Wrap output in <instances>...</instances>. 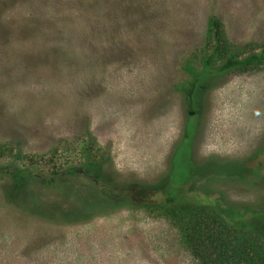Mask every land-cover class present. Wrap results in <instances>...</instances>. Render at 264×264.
<instances>
[{
	"label": "rangeland",
	"instance_id": "374dc122",
	"mask_svg": "<svg viewBox=\"0 0 264 264\" xmlns=\"http://www.w3.org/2000/svg\"><path fill=\"white\" fill-rule=\"evenodd\" d=\"M211 14L241 52L264 47V0H0V264H197L144 189L164 174L204 204L264 206V65L208 79ZM191 73L205 79L190 116ZM183 143L191 156L172 154ZM95 156L105 193L130 205L52 176ZM224 167L235 178L215 184ZM67 205L73 221L49 216Z\"/></svg>",
	"mask_w": 264,
	"mask_h": 264
},
{
	"label": "trees",
	"instance_id": "16d2710c",
	"mask_svg": "<svg viewBox=\"0 0 264 264\" xmlns=\"http://www.w3.org/2000/svg\"><path fill=\"white\" fill-rule=\"evenodd\" d=\"M205 47V52L199 57V63L203 68L209 70L207 78L210 80L231 72L242 74L256 65H264V47L258 53L254 51L241 52L238 46L229 41L222 21L214 14L209 15L207 18ZM191 74L192 82L187 89V106L190 116L195 111L194 100L198 86L202 82L201 80L205 79L204 74ZM185 135L188 136V133H185ZM86 151L89 155L90 150L87 149ZM180 151L186 153L187 156H191L187 143L181 144L172 154ZM10 155L11 150L6 145L0 144V161L10 157ZM95 158L93 160L86 159L78 166L79 168L71 167L58 173L53 172L52 176L59 177L63 174H69L87 183L85 184L89 188L87 190L99 188L102 192L101 204L103 206L116 208L125 202L124 206L130 205L128 202L129 196L117 198L118 202L115 205V199H110V196L105 193L103 190L104 184L109 187L110 185L104 178L106 174L102 169V161L97 160V156ZM225 165L233 166L229 163H225ZM225 171L227 170L224 167L219 172L214 173L213 181L215 184L220 180L235 178L234 175H227ZM212 172L214 170L211 168L193 170V180H189V184L194 192L200 194L196 182L202 181L206 185V176H210ZM12 176H10V180L15 182L17 191L22 185H25V182H28V190L30 191L33 183L29 181L32 178L27 177V179H23L24 183H21L22 180L19 176ZM163 176L153 184H148L144 189L152 193H159L163 197V201L157 203L154 207L176 229L181 245L197 264H264V206L260 207L261 210L255 209L252 212L244 210V212H240L228 205L227 202H223L221 197L216 198L219 205L204 204L203 201L184 196L179 190L171 193L169 182L171 175L167 176L168 182L163 181ZM260 184L262 186L261 190L264 192V181H261ZM202 196H206V194H202ZM187 199L195 200V202L186 204ZM259 199L260 203L264 204V195L260 196ZM70 210L71 208L67 205L65 208L57 209L54 215L51 213L49 216L51 218L54 216L59 221H73L65 219L67 215L71 214ZM85 216L86 214H83L81 217Z\"/></svg>",
	"mask_w": 264,
	"mask_h": 264
}]
</instances>
